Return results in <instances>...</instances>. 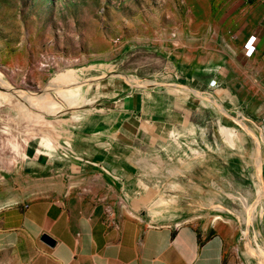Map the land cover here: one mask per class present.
Segmentation results:
<instances>
[{"label": "crops", "instance_id": "0c3cea01", "mask_svg": "<svg viewBox=\"0 0 264 264\" xmlns=\"http://www.w3.org/2000/svg\"><path fill=\"white\" fill-rule=\"evenodd\" d=\"M258 29L264 66V17ZM121 57L67 70L61 100L29 103L31 116L2 105L0 247L26 241L49 264H264L249 254L243 217L213 223L210 176L196 175L207 168L198 136H212L219 111L221 139L236 135L238 155L260 146L264 186V115L250 117L222 76L149 74L158 54ZM247 232L264 247V227Z\"/></svg>", "mask_w": 264, "mask_h": 264}, {"label": "rangeland", "instance_id": "374dc122", "mask_svg": "<svg viewBox=\"0 0 264 264\" xmlns=\"http://www.w3.org/2000/svg\"><path fill=\"white\" fill-rule=\"evenodd\" d=\"M263 17L259 0H0V117L7 108L12 117L14 106L16 115L28 117L34 114L29 103L61 100L67 70L106 65L137 50L159 55L149 74L181 70L205 81L222 76L250 117L263 116L264 66L257 47ZM219 116L213 113L211 137L198 136L196 162L207 168L196 175L210 176L213 223L243 217L237 222L247 247L252 240L249 254L263 262V243L247 232L264 227L263 173L254 171L260 146L252 150L246 143L238 155L236 135L229 143L221 139ZM1 130L0 124V142ZM168 174L187 179L176 170ZM22 244L19 252L0 247V264H49Z\"/></svg>", "mask_w": 264, "mask_h": 264}, {"label": "water", "instance_id": "95a60500", "mask_svg": "<svg viewBox=\"0 0 264 264\" xmlns=\"http://www.w3.org/2000/svg\"><path fill=\"white\" fill-rule=\"evenodd\" d=\"M43 241H45L46 243H50L51 242L50 238H48L47 236L43 239Z\"/></svg>", "mask_w": 264, "mask_h": 264}, {"label": "built area", "instance_id": "2783aa9c", "mask_svg": "<svg viewBox=\"0 0 264 264\" xmlns=\"http://www.w3.org/2000/svg\"><path fill=\"white\" fill-rule=\"evenodd\" d=\"M252 46H253V43L249 46V48L248 49H251L252 48Z\"/></svg>", "mask_w": 264, "mask_h": 264}]
</instances>
